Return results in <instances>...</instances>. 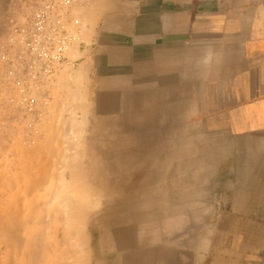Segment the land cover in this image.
I'll use <instances>...</instances> for the list:
<instances>
[{
  "label": "crops",
  "instance_id": "obj_1",
  "mask_svg": "<svg viewBox=\"0 0 264 264\" xmlns=\"http://www.w3.org/2000/svg\"><path fill=\"white\" fill-rule=\"evenodd\" d=\"M124 16L156 65L144 91L179 119L174 169L94 221L88 264H264V0H125Z\"/></svg>",
  "mask_w": 264,
  "mask_h": 264
},
{
  "label": "rangeland",
  "instance_id": "obj_2",
  "mask_svg": "<svg viewBox=\"0 0 264 264\" xmlns=\"http://www.w3.org/2000/svg\"><path fill=\"white\" fill-rule=\"evenodd\" d=\"M7 2L8 0H0V35L6 22ZM76 9L82 22L86 52L79 53V56L77 52L74 53V57L77 55L76 58L80 59L76 69L59 73L53 90L54 99L48 103L47 114L34 125L35 132L23 130L18 124L10 123L9 119L0 115V264H58V260L59 264H88V229L94 221L100 217L109 221L120 211L122 215H126L135 207L136 202L143 200L142 196L159 186V180L173 173L174 166L171 164L175 149L174 132L178 128L179 119L172 115L164 116L167 113L173 114V110H163L165 103L161 101V96L164 93L157 91L161 87H156L151 94L144 91L148 86L144 87L142 80L148 76H156L157 69L156 65L153 67L146 62L148 55L142 52L141 47L133 48L131 39L126 38L125 0H80ZM79 74H82L80 80L76 77ZM102 120H105V129L98 132ZM183 120L182 125L185 123ZM63 155L70 161L65 162L69 165L64 167H70L71 170L65 169L75 170L69 173H73L72 176L75 177L73 191H70L71 194L65 193L63 197L69 198L71 205L77 202L86 217L85 220L81 217L85 225L80 222L84 227L81 226L82 229L78 230V236L73 228L67 234L68 227H63L65 223H62L65 216L61 214L66 208L62 207L63 202L60 203L63 198L58 197L61 194L58 190L61 187V166L65 164ZM56 162L62 164L56 165ZM55 168L60 170L59 173ZM75 172H80L83 177H78L80 174ZM45 174L50 175L44 177ZM43 177L49 179L38 183L37 181H43ZM54 178H57L55 183ZM161 184L163 185L162 182ZM78 190L84 191L79 193ZM58 209L65 210L60 214L57 213ZM41 216L43 220H40ZM50 216L53 217L51 222ZM69 216L66 214V217ZM14 217H18L20 223L26 220L21 223L22 227L25 226L24 229L20 228L21 231L12 225L18 221H14ZM76 217L81 219L75 214ZM156 217V223L161 224L168 222L173 216L162 214ZM35 219L38 223L34 222L33 225L36 226L33 227L30 221H36ZM27 220L32 227L26 223ZM78 226L80 227L79 223ZM14 229L19 230V233ZM39 230H43V233ZM2 231L5 233L2 234ZM39 232L43 238L38 236ZM34 233L39 239L34 237ZM15 235H18L17 239L13 237ZM16 240L20 241L16 243L17 246ZM33 243L34 246L30 245ZM39 243H42L41 246ZM76 246L81 250L80 255H77L80 250Z\"/></svg>",
  "mask_w": 264,
  "mask_h": 264
},
{
  "label": "built area",
  "instance_id": "obj_3",
  "mask_svg": "<svg viewBox=\"0 0 264 264\" xmlns=\"http://www.w3.org/2000/svg\"><path fill=\"white\" fill-rule=\"evenodd\" d=\"M80 0H8L0 35V115L34 131L54 99L59 73L82 53ZM35 132V131H34Z\"/></svg>",
  "mask_w": 264,
  "mask_h": 264
},
{
  "label": "bare ground",
  "instance_id": "obj_4",
  "mask_svg": "<svg viewBox=\"0 0 264 264\" xmlns=\"http://www.w3.org/2000/svg\"><path fill=\"white\" fill-rule=\"evenodd\" d=\"M76 52H77V50L74 51L75 54H76ZM84 52H86V51H84ZM75 54H73V55H75ZM77 54H78V56H79V53H77ZM82 54H83V52H82ZM82 54H80V55H82ZM78 56L76 55V57H78ZM76 57H75V58H76ZM82 64H83V63H82ZM79 66H81V65H79ZM81 69H82V68H81ZM77 70H78V69H77ZM82 70H83V69H82ZM79 75H80V76H79ZM79 75L76 76V77H78V79L80 80V79H81L80 77H81L82 74H79ZM68 78H70V77H68ZM75 81H77V80H75ZM71 95H72V94H71ZM71 97H72V96H71ZM73 97H74V96H73ZM69 99H71V98L69 97ZM98 132H99V131H98ZM95 134H96V133H95ZM97 135H98V134H97ZM98 136H99V135H98ZM98 138H99V137H98ZM93 151H94V150H93ZM69 157H70V156H68V158H69ZM62 158L65 159V160L63 161L64 163H65V162H66V163H70V161H68V159L66 160V155H63ZM62 158H61V159H62ZM95 158H96V157H95ZM69 159H70V158H69ZM58 162H62V161H58ZM66 163L63 164V165L61 166V167H63V168L61 169V172H60V173H61V174H60L61 177H60V179H59V180H60L59 182H60V186H61V187H60L59 190H58L59 192H61V194L58 192V193H59V194H58V197H61V198L65 199V200L62 199V200L60 201V203L63 202L64 205L62 204V207L65 206L66 211H67V210H68V211H67V212L64 211L65 209H62V211H60V210H61V209H60L61 204H60V205L58 204V206H60V207H59L60 210L58 209L59 211H57V213H60V214H61V213L64 211V212H63L64 215H62V214H63V213H62L61 216H65V217H66V214H67V216L71 215V216L66 217V218L63 217L64 220L62 219V217H60V218H61L60 221L63 220L62 223H65V224H63V227H65V226L68 227L67 230H66V228H65V230L67 231V234L70 233V231H71L70 228H73V230L75 229L76 231L74 230V232L77 234L78 230H80V229H82V228L84 227V226H82V224H83V222H84V221L82 220V218L85 220L86 217H84L85 215L83 214V211H81V210H82L81 207L78 206V203L75 202V199H74V201H73V199H72V202H75V203H76V204H75V203L72 204V205L74 206V207H73V206L71 205V201L69 200V198L67 199V198H64V197H63V195H64L65 193L67 194V193H69L70 191H73V184H74V180H75V179L73 180V178H75V177L72 176V175H74V174H73V173H72V175L69 174V173H71L72 171H75V170L69 171L70 167H66V166H68L69 164L66 165ZM73 163H74V162H73ZM77 163H78V162H77ZM51 164H52V163H51ZM59 164H60V163H59ZM59 164H57V162H56V165H59ZM61 164H62V163H61ZM61 164H60V165H61ZM74 164H75V163H74ZM74 164H73V165H74ZM64 165H66L65 167H66V168H69V169H65ZM94 165H96V164H94ZM94 165H93V166H94ZM51 166H52V165H51ZM51 166H50V167H51ZM54 166H55V165H54ZM113 166H114V165H113ZM61 167H60V168H61ZM71 168H72V167H71ZM89 168H90V167H89ZM50 169H51V168H50ZM92 169H93V168H92ZM55 170H56V172L60 171V170L57 171V168H55ZM70 170H71V169H70ZM49 171H50V170H49ZM54 172H55V171H54ZM48 173H50V172H48ZM48 173H47V174H48ZM58 173H59V172H58ZM75 173H78V172H75ZM83 173H84V172H83ZM86 173H87V172H86ZM47 174H45L44 177H45ZM54 174H55V173H54ZM78 174H80L78 177H83V176H81V173H80V172H79ZM89 174H90V173H89ZM49 175H50V174H49ZM49 175H47V176H49ZM56 175H57V174H56ZM90 175H91V174H90ZM92 175H93V174H92ZM92 175H91V176H92ZM75 176L77 177V175H75ZM86 176H87V175H86ZM86 176H84V177H86ZM44 177L41 178V179H43V181H37V182H38V183H40V182H44V181L46 182V179H49V178H44ZM51 177H53V176H51ZM51 177H50V178H51ZM56 177H57V176H56ZM58 177H59V174H58ZM89 177H90V176H89ZM41 179H40V180H41ZM55 179H57V178H54V180H53L54 183H55ZM82 179H83V178H82ZM85 179H86V178H85ZM87 179H88V178H87ZM57 181H58V180H57ZM57 181H56V182H57ZM82 181H83V180H82ZM47 182H48V181H47ZM80 183H81V182H80ZM84 183H85V182H84ZM84 183L82 184V186L84 185ZM41 184H42V183H41ZM52 184H53V183H52ZM57 185H58V184H57ZM37 186H39V185L37 184ZM82 186H81V187H82ZM84 186H85V185H84ZM84 186H83V188H84ZM58 187H59V186H58ZM86 187H87V185H86ZM53 188L56 189V188L54 187V185H53ZM53 188H52V190H53ZM74 188H75V187H74ZM76 188H77V187H76ZM107 189H108V188H107ZM54 191H56V190H54ZM78 191H79V190H78ZM80 191H84V190H80ZM80 191H79V193H80ZM74 192H75V191H74ZM82 193H83V192H82ZM85 193H86V192H85ZM88 193H89V192H88ZM88 193H87V194H88ZM55 194L57 195V193H55ZM70 194H71V192H70ZM49 196H51V193H50ZM49 196H48V197H49ZM77 196H78V194H77ZM55 197H57V196H55ZM74 198H75V197H74ZM76 198L79 199L78 197H76ZM86 198H87V196H86ZM49 199H50V197H49ZM54 199H56V198H54ZM52 200H53V199H52ZM59 200H60V198H59ZM53 201H55V200H53ZM77 201L80 202L79 200H77ZM51 202H52V201H51ZM87 202H88V201H87ZM128 202H129V201H128ZM54 203H55V202H54ZM17 204H19V203L17 202ZM74 204H75L76 206H75ZM85 204H86V203H85ZM39 205H40V204H39ZM44 205H45V204H44ZM47 205H49V204L47 203ZM81 205H82V204H81ZM86 205H87V204H86ZM8 206H9V205H8ZM8 206H7V207H8ZM40 206H41V205H40ZM82 206H83V205H82ZM87 206H88V205H87ZM36 207H37V206H36ZM38 207H39V206H38ZM47 207H48V206H47ZM55 207H56V206H55ZM9 208H10V207H9ZM18 208H19V207H18ZM40 208H41V207H40ZM43 208H44V207H43ZM63 208H64V207H63ZM88 208H89V207H88ZM91 208H93V207H91ZM12 209H14V208H12ZM21 209H22V208H21ZM21 209H19V210H21ZM35 209H36V208H35ZM53 209H54V208H53ZM55 209H56V208H55ZM8 210H9V209H8ZM15 210H16V208H15ZM46 210H47V212H48V209H46ZM56 210H57V209H56ZM89 210H90V209H89ZM92 210H93V209H92ZM10 211H11V210H10ZM13 211H14V210H13ZM38 211H40V210H38ZM52 211H53V210H52ZM4 212H5V211H4ZM4 212H3V213H4ZM11 212H12V211H11ZM43 212H44V211H42V213H43ZM65 212H66V214H65ZM68 212H70V213L68 214ZM71 212H72V213H71ZM86 212H87V211H86ZM6 213H7V212H5V214H6ZM21 213H22V212H21ZM73 213H75L76 216L78 215V217L81 215L79 218H81L82 216H83V217H82L81 219H77V217L75 218V214L73 215ZM77 213H78V214H77ZM12 214H13V213H12ZM16 214L18 215V213H16ZM19 214H20V213H19ZM52 214H53V213H52ZM88 214H89V213H88ZM6 215H7V214H6ZM6 215H5V216H6ZM9 215H11V214L9 213ZM9 215H8L7 217H9ZM20 215H21V214H20ZM35 215H37V212H36V214H34V217H35ZM41 215H42V214H41ZM3 216H4V215H3ZM11 216H12V215H11ZM45 216H46V215H45ZM51 216H53V215H51ZM51 216H50V218H49V220H50L49 222L52 221L51 218H53V217H51ZM57 216H59V214H58ZM96 216H97V215H96ZM7 217H5L6 220H7ZM15 217H16V216H15ZM15 217H14V218H15ZM34 217H32V218H34ZM47 217H48V216H47ZM54 217H55V216H54ZM71 217H72V218H71ZM73 217H74V218H73ZM87 217H88V216H87ZM19 218H20V217H19ZM22 218H23V217H22V215H21V220H22ZM35 218H36V217H35ZM45 218H46V217H45ZM45 218H44V219H45ZM11 219H12V218H11ZM11 219H10V220H11ZM17 219H18V217H17ZM17 219L15 218V219H13V220H14V221H15V220L17 221ZM46 219H47V218H46ZM56 219H57V218H56ZM76 219H77V220H76ZM21 220H20V221H21ZM35 220H36V219H35ZM38 220H39V219H38ZM40 220H43V216H41ZM75 220L77 221V223H76ZM78 220H79V221H78ZM80 220H81V221H80ZM7 221H8V220H7ZM11 221H12V220H11ZM14 221H13V222H14ZM20 221H19V219H18L17 223L14 225V223H15V222H14L12 225L14 226L15 229L18 228V229L21 231L20 228L22 227L23 222H25L26 220H25V221H22V222H21L22 224L20 223ZM44 221H45V220H44ZM44 221H41V222L43 223ZM53 221H54V220H53ZM60 221H59V222H60ZM82 221H83V222H82ZM9 222H10V221H9ZM34 222H36L35 224L38 223L37 220H36V221H32V222L30 221V223H31L32 225H33ZM39 222H40V221H39ZM45 222H46V221H45ZM45 222H44V223H45ZM66 222H68V223H66ZM80 222H81L82 224H81ZM6 223H7V222H6ZM26 223H27V224L29 223L28 220H27ZM44 223H43V224H44ZM75 223H76L77 226L74 225ZM78 223L80 224V227L78 226ZM27 224H25V225H27ZM35 224H34V225H35ZM47 224H49L48 221H47ZM12 225H11V228H12ZM28 225L31 226L30 224H28ZM34 225H33V227H34ZM38 225H39V224H38ZM44 225H45V224H44ZM50 225H51V223H50ZM64 225H65V226H64ZM67 225H68V226H67ZM83 225H85V224H83ZM7 226L9 227V225H7ZM35 226H36V225H35ZM52 226H54V225H52ZM61 226H62V225H61ZM81 226H82V228H81ZM24 227H25V226L23 225L22 228L24 229ZM31 227H32V226H31ZM45 227H48V226L46 225ZM45 227H44V228H45ZM75 227H77V228H75ZM5 228H6V227H5ZM58 228H59V227H58ZM61 228H62V227H61ZM1 229H2V228H0V230H1ZM6 229H9V228H6ZM12 229H13V228H12ZM15 229H14V230H15ZM37 229H38V228H37ZM39 229H40V227H39ZM42 229H43V228H42ZM19 230H15V232L18 231V233H19ZM45 230H47V228H46ZM65 230H64V231H65ZM68 230H69V231H68ZM3 231L6 232V230H3ZM3 231H2V234L5 233V232H3ZM10 231H12V230H10ZM39 231H42V233H43V230H39ZM59 231H60V230H59ZM66 231L64 232L65 235H67V234H66ZM7 232L9 233V231H7ZM35 232H36V231H35ZM37 232H38V231H37ZM49 232H50V231H49ZM80 232H81V231H80ZM8 233H6V234H8ZM16 233H17V232H16ZM42 233L39 232L38 236H39L40 234H42ZM13 234H14V232H13ZM13 234H12V235H13ZM34 234H35V233H34ZM50 234H51V232H50ZM36 235H37V234H35L34 237H35ZM56 235H57V234H56ZM62 235H63V234H62ZM70 235H71V234H70ZM4 236H6V235H4ZM4 236H3V237H4ZM7 236H8V235H7ZM7 236H6V237H7ZM17 236H18V235H17ZM17 236L15 235V236H13V237L16 238ZM21 236H22V234H21ZM38 236H36V237L39 239ZM40 236H41V235H40ZM42 236H43V235H42ZM42 236H41V237H42ZM46 236H47V235H46ZM59 236H61V235H59ZM73 236L75 237V235H73ZM77 236H78V234H77ZM6 237H5V238H6ZM34 237H33V238H34ZM49 237H50V236H49ZM64 237H65V236H64ZM67 237H68V236H67ZM67 237H66V239L70 238V237H68V238H67ZM81 237H82V236H81ZM10 238H11V237L9 236V239H10ZM21 238H23V237H21ZM42 238H43V237H42ZM55 238H56V237H55ZM12 239H13V238H12ZM16 239H17V238H16ZM38 239H37V241H38ZM57 239H58V238H57ZM60 239H61V238H60ZM60 239H59V240H60ZM74 239H75V238H74ZM78 239H79V238H77V240H78ZM84 239H85V238H84ZM84 239H82V241H83ZM13 240H14V239H13ZM19 240H20V238H19ZM46 240H47V238H46ZM48 240L50 241L49 238H48ZM61 240H62V239H61ZM63 240H64V239H63ZM63 240H62V241H63ZM72 240H73V238H72ZM77 240H76V241H77ZM7 241H8V240H7ZM14 241H15V240H14ZM32 241H33V240H32ZM53 241H54V240H53ZM53 241H52V242H53ZM55 241H56V239H55ZM69 241H70V240H69ZM74 241H75V240H74ZM9 242H10V241H9ZM19 242H20V241L17 242V240H16L15 244H16V243H19ZM23 242H24V241H23ZM34 242H35V241H34ZM43 242H44V241H43ZM47 242H48V241H47ZM77 242H78V241H77ZM12 243H13V241H12ZM36 243H37V242H36ZM45 243H46V242H45ZM57 243H58V242H57ZM59 243H60V242H59ZM62 243H63V242H62ZM62 243H61V244H62ZM81 243H82V242H81ZM8 244H9V243H8ZM10 244H11V242H10ZM10 244H9V245H10ZM22 244H23V243H22ZM22 244H21V246L23 247ZM41 244H42V243H41ZM41 244L39 243L40 246H41ZM53 244H54V242H53ZM69 244H70V243H69ZM76 244L78 245V243H76ZM30 245H33V246H34V243H33V244H30ZM36 245L38 246V244H35V246H36ZM46 245H47V244H46ZM81 245H82V244H81ZM16 246H17V244H16ZM16 246H15V247H16ZM40 246L38 247V250H40ZM51 246H52V245H51ZM57 246H59V245L57 244ZM65 246H66V245H64V248H65ZM72 246H73V245H72ZM15 247H14V248H15ZM19 247H20V246H19ZM53 247H54V246H53ZM59 247H60V246H59ZM33 248H34V247H33ZM66 248H67V247H66ZM77 248H78V249H77ZM18 249H20V248H18ZM31 249H32V247H31ZM57 249H58V248H57ZM67 249H69V247H68ZM76 249H77V250H80V249H79V246H78V247L76 246ZM14 250L16 251V248H15ZM32 250H35V249H32ZM71 250H73V249H71ZM51 251H52V250H51ZM56 251H57V250H56ZM65 251H66V249H65ZM67 251H68V253H69V250H67ZM16 252H17V251H16ZM29 252H30V251H29ZM31 252H32V251H31ZM31 252H30V253H31ZM33 252H34V251H33ZM37 252H38V251H37ZM41 252H42V251H41ZM48 252H50V251H48ZM61 252H62V251H61ZM61 252H60V253H61ZM72 252H74V251H72ZM77 252H78V251H77ZM77 252H76V253H77ZM60 253H59V254H60ZM62 253H63V252H62ZM62 253H61V254H62ZM35 254H37V253H35ZM49 254H50V253H49ZM49 254H48V255H49ZM72 254H74V253H72ZM80 254H81V250H80V253H78L77 255H80ZM30 255H31V254H30ZM48 255H47V256H48ZM52 255H53V254H52ZM57 255H58V254H57ZM43 256H44V254H42V257H43ZM58 256H59V255H58ZM61 256H62V255H61ZM71 256H72V255H71ZM75 256H76V255H75ZM28 257H29V254H28ZM28 257H27V258H28ZM31 257H32V256H31ZM31 257H30V258H31ZM33 257H35V256L33 255ZM59 257H60V256H59ZM62 257L66 258L65 256H62ZM72 257H73V256H72ZM72 257H71V258H72ZM35 258H36V257H35ZM52 258H53V257H52ZM69 258H70V257H69ZM32 259H33V258H32ZM37 259H38V258H37ZM37 259H36V260H37ZM40 259H41V258H40ZM57 259H59V258H57ZM60 259H61V258H60ZM67 259H68V258H67ZM67 259H66V260H67ZM81 259H82V258H81ZM81 259H80V260H81ZM38 260H39V259H38ZM70 260H71V259H70ZM72 260H73V259H72ZM75 260H76V259H75ZM31 261H33V260H31ZM48 261H49V259H48ZM52 261H53V260H52ZM58 261H59V263H60V260H58ZM38 262H39V261H38ZM38 262H37V263H38ZM45 262H46V261H45ZM67 262H68V261H67ZM72 262H73V261H72ZM76 262H77V261H76ZM59 263H58V264H59ZM81 263H83V262H81ZM81 263H80V264H81ZM33 264H34V263H33ZM55 264H56V263H55ZM64 264H65V262H64ZM67 264H68V263H67Z\"/></svg>",
  "mask_w": 264,
  "mask_h": 264
}]
</instances>
